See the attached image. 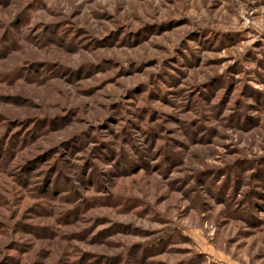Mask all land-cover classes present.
<instances>
[{
	"label": "rangeland",
	"instance_id": "1",
	"mask_svg": "<svg viewBox=\"0 0 264 264\" xmlns=\"http://www.w3.org/2000/svg\"><path fill=\"white\" fill-rule=\"evenodd\" d=\"M0 264H264V0H0Z\"/></svg>",
	"mask_w": 264,
	"mask_h": 264
}]
</instances>
